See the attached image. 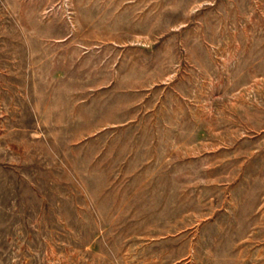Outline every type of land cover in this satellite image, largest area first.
<instances>
[{
  "label": "rangeland",
  "instance_id": "374dc122",
  "mask_svg": "<svg viewBox=\"0 0 264 264\" xmlns=\"http://www.w3.org/2000/svg\"><path fill=\"white\" fill-rule=\"evenodd\" d=\"M0 264H264V0H0Z\"/></svg>",
  "mask_w": 264,
  "mask_h": 264
}]
</instances>
